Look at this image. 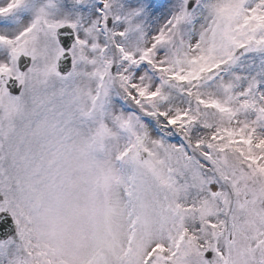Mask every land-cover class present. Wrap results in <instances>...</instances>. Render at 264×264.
Instances as JSON below:
<instances>
[{
  "label": "snow or ice",
  "instance_id": "6c2138e0",
  "mask_svg": "<svg viewBox=\"0 0 264 264\" xmlns=\"http://www.w3.org/2000/svg\"><path fill=\"white\" fill-rule=\"evenodd\" d=\"M0 264H264V0H0Z\"/></svg>",
  "mask_w": 264,
  "mask_h": 264
}]
</instances>
